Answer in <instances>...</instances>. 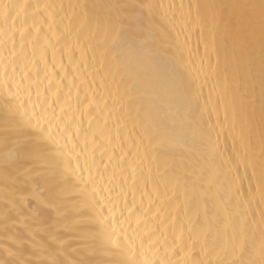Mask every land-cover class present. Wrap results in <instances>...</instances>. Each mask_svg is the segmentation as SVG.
Returning <instances> with one entry per match:
<instances>
[{
	"label": "bare ground",
	"instance_id": "6f19581e",
	"mask_svg": "<svg viewBox=\"0 0 264 264\" xmlns=\"http://www.w3.org/2000/svg\"><path fill=\"white\" fill-rule=\"evenodd\" d=\"M262 0H0V264H264Z\"/></svg>",
	"mask_w": 264,
	"mask_h": 264
},
{
	"label": "snow or ice",
	"instance_id": "6c2138e0",
	"mask_svg": "<svg viewBox=\"0 0 264 264\" xmlns=\"http://www.w3.org/2000/svg\"><path fill=\"white\" fill-rule=\"evenodd\" d=\"M13 7H15V6H13V5H0V9L3 10V14L5 15V17H7L8 12ZM261 8H262V16H264V0H262Z\"/></svg>",
	"mask_w": 264,
	"mask_h": 264
}]
</instances>
